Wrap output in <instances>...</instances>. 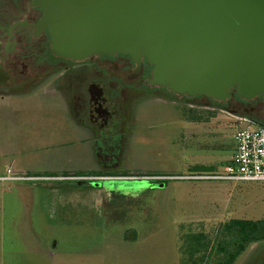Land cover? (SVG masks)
Listing matches in <instances>:
<instances>
[{
  "label": "rangeland",
  "instance_id": "374dc122",
  "mask_svg": "<svg viewBox=\"0 0 264 264\" xmlns=\"http://www.w3.org/2000/svg\"><path fill=\"white\" fill-rule=\"evenodd\" d=\"M55 86H47V93L0 97V174L9 157L39 175L68 162L67 153L64 158L56 152L35 154L43 149L40 141L70 131L61 104L67 95L72 105V96L66 87ZM144 91L132 99L131 150L126 146L120 161L121 171L132 176L117 182L116 194H109L104 220L92 219L77 202L79 208L61 212L44 184L0 181V264H188L194 254L189 235L201 233L211 240L202 264H213L223 224L264 220V182L174 178L223 174L235 151L234 133L246 126L243 108L261 99L244 104L235 92L220 108L207 97ZM186 113L195 120H187ZM146 174L169 178H141ZM159 180L168 182H152ZM256 249L252 245L235 264H243ZM194 257L201 259L198 252Z\"/></svg>",
  "mask_w": 264,
  "mask_h": 264
},
{
  "label": "water",
  "instance_id": "95a60500",
  "mask_svg": "<svg viewBox=\"0 0 264 264\" xmlns=\"http://www.w3.org/2000/svg\"><path fill=\"white\" fill-rule=\"evenodd\" d=\"M54 56L127 55L145 84L226 103L264 96V0H32ZM262 127V126H261ZM116 180L105 181L106 188ZM78 187L100 182L75 181ZM163 186L164 184H159Z\"/></svg>",
  "mask_w": 264,
  "mask_h": 264
},
{
  "label": "flooded vegetation",
  "instance_id": "af4514ba",
  "mask_svg": "<svg viewBox=\"0 0 264 264\" xmlns=\"http://www.w3.org/2000/svg\"><path fill=\"white\" fill-rule=\"evenodd\" d=\"M42 17V10L32 0H0V97L47 93L49 85L66 87L76 117L94 132L99 159L116 163L136 120L132 99L136 93L152 89L145 84L152 67L143 60L141 72L135 75L136 64L127 55L91 56L81 62L56 57L49 29L38 28ZM235 99L244 104L261 99L256 106H245L242 114L255 126L264 127V96L252 101ZM252 245L257 249L243 264H264V240Z\"/></svg>",
  "mask_w": 264,
  "mask_h": 264
},
{
  "label": "crops",
  "instance_id": "0c3cea01",
  "mask_svg": "<svg viewBox=\"0 0 264 264\" xmlns=\"http://www.w3.org/2000/svg\"><path fill=\"white\" fill-rule=\"evenodd\" d=\"M62 120H65L70 125V131L63 133L51 134L49 139L40 141L44 146L41 150H35L37 153L52 154L54 152L59 153L61 158L67 153L66 158L68 162L62 161L57 164L58 168L56 171L50 174L39 175L29 174L28 166L23 161L20 163L17 160H13L9 157V161L4 166L2 176H7L8 172L11 177L20 178L21 180H11L16 182H31L44 184L48 193L51 195V199L55 197V201L52 204L58 208L60 207L61 212L66 213L68 210L73 208H79L75 205L82 203L83 208L87 213L92 215V219L104 220L103 207L104 204L109 202V194H116L114 190L117 186V182L123 180H116L113 187H93L91 185L78 187L73 183L74 181H68L67 178L74 177L77 175H127L126 178H131V173L128 174L127 170L121 171L120 161L123 151L127 146V150H131V126L129 133L125 138L124 149L119 155L118 161H108L104 163L99 159L96 147V139L94 132L88 126L83 124L75 115L74 109L69 102L68 97L62 98ZM235 150V147H234ZM34 151V150H33ZM130 151H128L129 153ZM235 152V151H234ZM127 153V154H128ZM234 155V154H233ZM232 155V157H233ZM231 157V159H232ZM64 158V157H63ZM230 159V161H231ZM7 161V160H6ZM129 171V170H128ZM129 175V176H128ZM157 176H169L161 174H146L142 177H157ZM113 177V176H112ZM120 177V176H117ZM124 176H122L123 178ZM60 178V179H58ZM125 178V179H126ZM98 182V181H96ZM95 182V183H96ZM105 182V181H101ZM94 183V182H90ZM19 190H26L28 187L19 186ZM52 193H50L49 192ZM111 190V191H108ZM54 199V198H53ZM51 203V202H49ZM100 203V204H99ZM81 206V208H82ZM84 210V211H85ZM79 213V212H77ZM81 214V213H80ZM40 251V250H39ZM2 252H0L1 255ZM39 254V253H37Z\"/></svg>",
  "mask_w": 264,
  "mask_h": 264
},
{
  "label": "built area",
  "instance_id": "2783aa9c",
  "mask_svg": "<svg viewBox=\"0 0 264 264\" xmlns=\"http://www.w3.org/2000/svg\"><path fill=\"white\" fill-rule=\"evenodd\" d=\"M245 127L241 126L234 133L235 152L231 161L225 166L224 173L218 175H191L174 177L182 180L196 181H225V182H264V127L255 126L248 117L242 118ZM112 176H74L68 181H107ZM114 177V176H113ZM126 177H117L116 180H125ZM146 180L147 177H142ZM157 177H148V179ZM162 178V177H158ZM168 179L169 177H165ZM60 179V178H58ZM114 179V178H112ZM127 179V178H126ZM21 180L7 176L0 177V181ZM157 180V179H155Z\"/></svg>",
  "mask_w": 264,
  "mask_h": 264
},
{
  "label": "trees",
  "instance_id": "16d2710c",
  "mask_svg": "<svg viewBox=\"0 0 264 264\" xmlns=\"http://www.w3.org/2000/svg\"><path fill=\"white\" fill-rule=\"evenodd\" d=\"M164 90V89H160ZM165 91V90H164ZM169 94V93H168ZM167 94V95H168ZM211 100V99H210ZM212 104L216 107L225 108L227 104L219 103L211 100ZM191 113H194V110H187ZM186 111V112H187ZM187 120L192 121L195 120V117L192 115L185 114ZM211 171V170H210ZM81 176V175H77ZM90 176H107V175H90ZM114 177L127 175H111ZM129 176V175H128ZM167 184V180L165 181H152ZM222 237L218 245L216 243V260L213 264H235L238 258L245 253V251L256 242H261L264 240V220L261 221H250V220H231L228 223H225L221 227ZM191 240H194V246L192 247V251L194 254L191 255L190 261L188 264H202L204 256L210 249L211 240L204 234H197L192 237L189 235ZM198 246V248H196ZM201 251V252H200ZM200 253L201 259L200 261L196 259L194 256L196 253ZM204 254V255H203Z\"/></svg>",
  "mask_w": 264,
  "mask_h": 264
}]
</instances>
